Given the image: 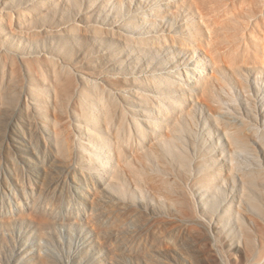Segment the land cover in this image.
Wrapping results in <instances>:
<instances>
[{
    "label": "rangeland",
    "instance_id": "374dc122",
    "mask_svg": "<svg viewBox=\"0 0 264 264\" xmlns=\"http://www.w3.org/2000/svg\"><path fill=\"white\" fill-rule=\"evenodd\" d=\"M101 1L0 0V264H219L206 237L203 244L190 238L189 227L174 214L157 211L151 183L127 170L114 181L113 162L98 156L105 158L116 142L118 119L109 123L107 107L118 118L126 112L128 127L134 118L145 127L158 113V76L166 73L171 75L163 95L178 97L190 117L183 145L190 161L199 156L190 164L192 175L202 166L221 169L208 198L227 205L222 209L234 219L214 218L216 234H210L235 241L232 246L220 238L222 250L230 264H244L238 211L253 220H246L251 232L264 225L241 206L246 182L264 183V60L242 66L247 92L230 73L231 79L219 80L227 91L222 101L207 100L203 83L185 69L205 65L210 75L209 57L190 41L193 21L166 11L175 9L171 0H126L120 13ZM153 3L164 14L145 22L143 13ZM160 34L166 44L141 39ZM178 64L182 78L174 77ZM62 90L67 95L60 97ZM227 130L243 142L234 144Z\"/></svg>",
    "mask_w": 264,
    "mask_h": 264
},
{
    "label": "bare ground",
    "instance_id": "6f19581e",
    "mask_svg": "<svg viewBox=\"0 0 264 264\" xmlns=\"http://www.w3.org/2000/svg\"><path fill=\"white\" fill-rule=\"evenodd\" d=\"M95 1L98 2L99 0ZM114 1L119 2L120 6L113 5L115 4L113 3ZM125 1L126 0H109L107 4L103 3V6H105V8L107 7V9L110 8V6H114L113 8L117 10L116 12L120 13L122 12V8L126 3ZM100 2L103 1L100 0ZM173 3L175 9H172L173 7H168L166 11L173 14L177 13L178 11L179 15L183 14L188 20L193 21L195 28L194 33L191 34L190 41L194 45L202 46L206 55L209 57L210 67L212 68L211 71L216 73L214 74L212 72L213 75H206L205 65H203L202 70V65L185 69L188 77L194 75L199 82L203 83V94L206 99H209L210 101H222V96L227 91H225V85L220 84L219 80L220 77L231 79L230 73H232L238 79V82L240 81V87L247 92L249 89L248 84L244 79V70H242L244 68L243 65L246 67V65L249 66L258 61L262 63L264 60V56H262V53L264 55V0H171L172 5ZM148 5L145 6V9L148 7ZM154 5V3L150 5L152 6V10L150 8L149 10L147 9L145 11V14L143 13L145 16L142 17L143 19L145 17V22H149L150 18L148 17L150 15L159 16V14L163 11V9H159L158 7L156 8ZM119 13L116 14V16L119 22H123L124 24L126 21L124 20L125 15ZM151 28L153 27L150 26V29ZM200 28L204 31L203 33L198 32ZM164 36V34L155 36L150 35L141 39H143L145 44H149L151 46H154L157 43L162 45L166 44L165 42L168 40L167 38H164ZM261 50L262 53H260ZM260 54L263 58L260 56ZM259 57H261L260 59L263 60L260 61ZM179 65L180 64L175 66L177 68L176 75L178 76L174 75V77L182 78V76L185 75V70L181 69V65ZM159 66L163 67L161 65ZM120 73H123V71ZM169 74L171 75V73H166L165 75L160 74V76H158L159 80L163 81L158 84L161 85L160 89H158L160 93L158 102L160 103H158V113H154L156 114V118H148V120H146L148 125L146 124L145 127L148 128V132L143 126L144 124L140 123V119L133 117L134 119L131 120V122L128 121V123L130 122V126L128 127L129 124H126V121L128 120L126 112H120L121 114L118 112L120 114L118 118V115L116 116L115 111L112 112L110 111V107H107L109 110L108 113L107 111L105 114L103 113L104 116H106V118L110 121L113 120L114 122L118 119V122L120 121L121 123L120 125L118 124L119 126L117 125L118 122L114 124L117 127H115V135H112V137H115L112 139L113 142L115 140L116 142H114L115 144H113V147H111V151L109 150L106 153V150L104 151L105 158L99 155L100 152L98 153V156L102 163H109V161L113 162L114 168H112L115 170L111 175L113 176L112 179L114 181H121L120 178L125 174L124 171L127 170L129 171L128 173H131V176H136L137 179L144 178L147 182L151 183L154 189H156L158 192L157 198L158 202L160 203V208H156L158 209L157 211L160 209L161 211L163 210L164 212H169V214L170 212L174 214L177 217L175 219L180 220V222L182 221L183 224L189 227L188 231L190 238L199 242L201 241L200 243H202L204 240L203 238L206 237L204 242L207 243L210 241L209 244L212 246H210V248H212L210 250H213V254L216 255L215 259L217 260V263L230 264L229 261L226 260V258H228L226 257L228 253L225 256V253L223 252L224 250H222L224 246L222 247V242L220 243L222 239L221 236V239L218 237V235L212 236V226L213 222H215L213 221L215 220L214 218H218L220 221L230 222L232 217L226 214V211L222 209L223 206L227 205L220 204L215 198H208V187L211 185L213 179H215V177L220 174L219 172H221V169L215 170L214 165H207L206 167L202 166L203 169L201 172H198V175H192L190 164H197L199 162V156L192 158L190 161L191 155L187 152V149H184L186 146L183 144H186V142L183 141V134L186 122L188 121L187 118L189 119L190 117H185V113L181 108V101L178 97L173 96L171 93L170 95H163L166 93V90L162 85L164 83H168L167 75ZM172 81L173 83L183 85L182 82H178L176 80ZM183 87L185 86L183 85ZM63 93H65L64 90L60 92V97ZM56 95L58 96V93ZM66 95H63V97H66ZM96 118L93 119L92 117L93 120ZM109 120H107V122H109ZM113 121L109 123H114ZM107 125L109 124L107 123ZM228 128L229 127H227V129ZM146 132L148 133L150 139L149 141H146L145 144H143L142 142L145 140L143 139V136L146 135ZM227 134L228 138H230L234 144L243 142L242 140H239L240 138L238 137V133L235 135L236 131L233 134L227 130ZM106 143L103 144V147H106ZM77 146L80 147L83 153V150L86 152L87 149L83 144H79ZM128 150L134 155V159L132 158L133 160L129 159L130 156L127 154ZM249 181L250 183L246 182V197L244 200H242L241 206L246 210H252V214L254 213L256 216H260L261 219L264 220V183L260 182L259 184L257 181L251 179H249ZM145 208L147 211H149V213L152 212L149 207L145 206ZM235 219L239 234L243 238H246L245 243H240V246H238L239 249L241 248L244 253V264H264V225L257 226V230L251 232L247 226V222L251 223L253 220L244 211H238V215ZM217 223L219 222L217 221ZM229 225L227 226L229 227ZM220 229L218 230L220 231ZM222 232L225 233V231ZM207 239L209 241H207ZM222 240L232 246L235 242L234 241L232 243L233 240H231V238L226 241L225 239ZM249 240H251L250 244L247 243ZM222 244L224 245V243ZM208 246L209 245H207V247ZM234 248H236V246ZM210 250V253L208 252L209 254H211Z\"/></svg>",
    "mask_w": 264,
    "mask_h": 264
}]
</instances>
